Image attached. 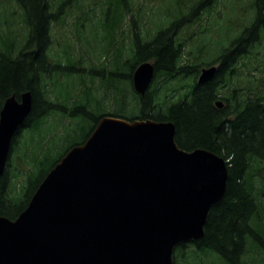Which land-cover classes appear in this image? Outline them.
<instances>
[{"label": "trees", "instance_id": "16d2710c", "mask_svg": "<svg viewBox=\"0 0 264 264\" xmlns=\"http://www.w3.org/2000/svg\"><path fill=\"white\" fill-rule=\"evenodd\" d=\"M70 1L59 0V7L54 11L50 0H16L27 26V34L17 55L12 53V33L0 32V106L6 97L14 93L19 95L30 90L33 95V108L25 123H28L25 127L28 129V139L21 140L24 132L20 129L14 140V151L20 160L27 159L25 150L32 148L29 141L34 142L38 136L35 142L38 144L37 151L32 148L31 156L25 161L30 167L19 172L20 175L25 172L26 183L18 188V171L15 167L10 168V163L0 176V215L17 217L60 157L73 145L83 143L103 116L173 121L176 125L175 139L181 148L212 150L224 156L228 166L226 193L210 209L205 236L178 245L174 253L175 264H198L202 255L218 259L206 260L205 264H264V180L258 178L264 169V95L252 93L254 82L250 78L241 84L238 71V60L248 57L253 61L257 58L252 48L264 40V0L250 1V8H254L253 17L246 19L238 36L210 63L195 62L201 59L195 57L192 62L188 60L187 64L183 63L184 43L177 33L183 25L201 20L200 11L212 8L216 0H198L187 10L182 9L184 2L177 0L179 8H175L171 17L162 15V22L166 23L149 36L142 33L141 14L130 12V0L103 2L107 4V9L102 14V42L98 43L103 51H113L115 61L111 78L101 80V85L119 89L122 94L121 105L100 114L93 112L88 107L92 101L89 86L84 95L74 98L79 113L63 115L76 119V123L59 134L64 143L74 140L72 144L64 145L59 152V145L62 146L59 137L48 138L47 134L52 128L46 132L43 127L45 116L59 107V94L55 101L51 99L46 76L52 66L56 70L59 67L57 59L54 60L55 65L48 63L51 55L49 44L52 42L50 25L56 20L63 21V7ZM83 12L87 16L90 11ZM128 30L132 31V46L128 56L124 57L122 46ZM203 49L204 46L200 53ZM62 56L58 55L59 59ZM66 58L71 57L67 55ZM145 61L154 64L155 78L146 94L141 95L134 90L133 73ZM214 63H219V66L212 79L204 83H199L197 79L194 81L192 77L197 76L201 64L210 66ZM257 63L263 68L264 58ZM121 67H127L130 71L127 77L132 89L125 93L121 86L110 83L114 79L112 82L115 84L118 77L123 80ZM95 68L91 65L90 69ZM232 75L235 79L233 86ZM96 77H90L89 81L95 83ZM188 77L193 80L188 82L186 89L182 88V84L173 86L174 82ZM80 84L87 87L84 76ZM162 91L169 99L160 104L158 94ZM174 94H179V98L171 101ZM70 96L69 93L66 100L72 99ZM227 98L231 105L222 109L213 105L214 100ZM229 115L234 117L230 118ZM19 141L21 147H17Z\"/></svg>", "mask_w": 264, "mask_h": 264}, {"label": "water", "instance_id": "95a60500", "mask_svg": "<svg viewBox=\"0 0 264 264\" xmlns=\"http://www.w3.org/2000/svg\"><path fill=\"white\" fill-rule=\"evenodd\" d=\"M217 71L202 68L198 82ZM154 77V64L140 63L135 90L146 94ZM32 108L28 90L0 110V176ZM175 136L173 121L102 117L50 169L17 217L0 215V264H175L178 245L205 236L228 180L224 156L181 148Z\"/></svg>", "mask_w": 264, "mask_h": 264}, {"label": "rangeland", "instance_id": "374dc122", "mask_svg": "<svg viewBox=\"0 0 264 264\" xmlns=\"http://www.w3.org/2000/svg\"><path fill=\"white\" fill-rule=\"evenodd\" d=\"M50 1L53 2V10L56 11L58 6L56 0ZM106 1L107 0H72L63 7V13L61 14L64 16L63 21L56 20L52 22L51 25L52 42L49 44L51 46V55L48 58V63L51 66L55 65L56 63L54 60L57 59L59 67H56V70L55 67L52 66L51 70L47 72V88L50 90V97L53 101L57 99L56 97L59 94V107H57V110L45 116L43 127L46 129V132L52 128L47 134L48 138L56 136L57 139V137H59V144H62V146L59 145V152H61L60 149H62L64 145H70L74 141L72 140L64 143L62 136H59V134L76 123V119H74V121L73 118H68L63 115L79 113L77 112L79 111L77 109L78 105L74 104V98L84 95L85 90H87L89 86H91L90 97L92 101L91 105L88 107L93 112L100 114L105 111H111L113 108L121 105L122 94L119 89L104 88L105 86L101 85V80L111 78L115 61L113 51L109 53L107 50L103 51L102 47L99 45L100 43H98L99 41L102 42V32H104L102 24L104 16L102 14L107 9V4H103V2ZM130 1V12L141 14L140 24L142 25V33L147 34V36L155 32L161 24L166 23L162 22V15L171 17L175 8L178 7L177 0ZM197 1L198 0H182V2H184L182 4V9H189L193 4L197 3ZM250 1L251 0H216L212 8L200 11L201 13L199 16L201 20H195L194 22L183 25L177 33L178 38L184 43L183 63L187 64L188 60L192 62L195 57H201V59L195 62L210 63L223 48L229 46L232 40L235 39L243 29L246 19L248 18L249 20L253 17L254 8H250ZM88 9L90 11L89 14L87 16L83 15V11ZM20 13L21 9L18 7L16 0H0V32L6 31L9 35L12 33L15 44H21L27 34V26ZM146 21V25H143ZM207 26L208 29L206 28ZM78 27L80 29H78ZM132 38V31L128 30L123 41L124 45L122 46L124 57H127L130 52ZM202 46H204V49L202 53H200ZM252 52H254L257 57L253 59V61L248 57L238 60L239 77L241 84L246 83V80L249 78L254 82V91H252L254 95H264V66L262 68L257 63L264 58V40L253 47ZM189 53H191V55ZM58 55H64L65 58L62 56L59 59ZM67 55L71 58L67 59ZM214 64L219 65V63ZM91 65H94L96 68L94 70L90 69ZM201 65L202 68L207 66L205 64ZM202 68H200L195 78L192 77L194 81L199 78ZM120 72L124 74L123 80L122 77H118L116 78L118 80L115 84L112 82L114 79L109 82L112 85L121 86L123 93H125L127 90L129 91L132 89L129 76L127 77L130 71L127 67H121ZM83 76L88 83L87 87L86 85L80 84ZM92 76H97L95 83L89 81ZM232 76L231 83L233 82V86L235 79L234 75ZM193 79L188 77L183 81L175 80L176 82H174V85L172 82V85L177 87L179 84H182V88L186 89L185 86ZM69 93L72 99L66 100ZM178 98L179 94H174L170 100L176 101ZM123 99L126 101L125 97H123ZM168 99L169 97L164 95V91L158 94V102L160 104H162V102H167ZM90 122L89 120L88 123ZM25 129L26 128H23L21 131L22 133L24 132L21 140L28 139V129ZM35 139L37 140L38 136H36ZM36 140L34 142L29 141L32 144V148L35 149L34 151H37L38 148V144H35ZM14 146H16V144H14ZM17 147H21L20 141ZM32 148L28 147V150H25V158L29 159ZM14 149L15 147L11 151L8 164L10 163V168L15 167L18 171L16 182L18 183V188H21L22 185L26 183V174L24 172L23 175H20L21 173L19 172L29 168L30 165L25 164V161H28L27 159L20 160V158L16 156V150L14 151ZM7 166L8 165H6V168ZM263 170L258 178H263L264 180ZM256 186L261 188L259 183H256ZM206 260L218 261L216 257L202 255L198 264H205Z\"/></svg>", "mask_w": 264, "mask_h": 264}, {"label": "flooded vegetation", "instance_id": "af4514ba", "mask_svg": "<svg viewBox=\"0 0 264 264\" xmlns=\"http://www.w3.org/2000/svg\"><path fill=\"white\" fill-rule=\"evenodd\" d=\"M56 2H57V4H58V6H57V8L59 7V0H56ZM52 4H53V2H52ZM18 6H19V4H18ZM50 6H52L53 7V5H50ZM52 25V24H51ZM51 25H50V27H51ZM13 47H12V53H14V55H17L18 54V52L20 51V47H21V44H15V39L13 38ZM23 92H25V91H23ZM23 92H21L19 95H16L15 93L14 94H12V95H15L16 96V98L18 99V100H21V95H22V93ZM12 95H10V96H12ZM10 96H8V97H10ZM8 97H6L5 98V100L8 98ZM229 98H227L226 100H224V99H222L223 100V102H224V106H229V105H231V101H229L228 100ZM5 100L3 101V103H2V105L0 106V110H1V108H2V106H3V104H4V102H5ZM217 99L216 100H214V102H213V105H215L218 109H222L223 107H219L218 105H217ZM233 117H234V115H232ZM232 116L231 115H229V117L230 118H232ZM28 119V118H27ZM27 121V120H26ZM26 121H25V123H26ZM22 124L21 126H20V128H19V130L21 129H23V128H25L26 127V125L28 124Z\"/></svg>", "mask_w": 264, "mask_h": 264}, {"label": "bare ground", "instance_id": "6f19581e", "mask_svg": "<svg viewBox=\"0 0 264 264\" xmlns=\"http://www.w3.org/2000/svg\"><path fill=\"white\" fill-rule=\"evenodd\" d=\"M175 138H176V136H175ZM176 261V260H175Z\"/></svg>", "mask_w": 264, "mask_h": 264}]
</instances>
